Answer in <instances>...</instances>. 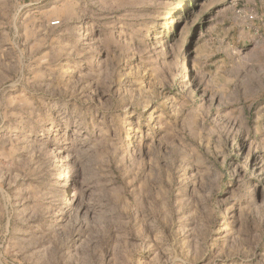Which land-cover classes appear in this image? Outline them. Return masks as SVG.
I'll use <instances>...</instances> for the list:
<instances>
[{
	"label": "rangeland",
	"instance_id": "rangeland-1",
	"mask_svg": "<svg viewBox=\"0 0 264 264\" xmlns=\"http://www.w3.org/2000/svg\"><path fill=\"white\" fill-rule=\"evenodd\" d=\"M0 264H264V0H0Z\"/></svg>",
	"mask_w": 264,
	"mask_h": 264
},
{
	"label": "trees",
	"instance_id": "trees-1",
	"mask_svg": "<svg viewBox=\"0 0 264 264\" xmlns=\"http://www.w3.org/2000/svg\"><path fill=\"white\" fill-rule=\"evenodd\" d=\"M186 11V10H185Z\"/></svg>",
	"mask_w": 264,
	"mask_h": 264
}]
</instances>
